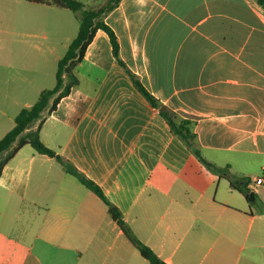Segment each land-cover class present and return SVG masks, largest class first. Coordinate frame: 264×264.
I'll return each mask as SVG.
<instances>
[{
    "label": "crops",
    "instance_id": "1",
    "mask_svg": "<svg viewBox=\"0 0 264 264\" xmlns=\"http://www.w3.org/2000/svg\"><path fill=\"white\" fill-rule=\"evenodd\" d=\"M36 5L0 0L10 22L0 27V139L22 108L55 86L58 62L77 35L61 40L58 29L27 27ZM105 22L142 85L194 119L202 156L238 182L247 179L257 201L173 133L99 29L76 67L78 85L45 112L40 128L62 161L26 144L0 174V264H150L67 166L98 185L168 264H264V7L120 0Z\"/></svg>",
    "mask_w": 264,
    "mask_h": 264
},
{
    "label": "trees",
    "instance_id": "2",
    "mask_svg": "<svg viewBox=\"0 0 264 264\" xmlns=\"http://www.w3.org/2000/svg\"><path fill=\"white\" fill-rule=\"evenodd\" d=\"M36 4H46L59 8L68 9L77 13L79 28L77 35L71 41L65 54L58 62L56 72V84L53 88L41 91L36 102L28 107H24L15 117V125L0 139V174L4 166L16 154V152L26 144H30L36 151L55 157L59 161L62 158L54 150L48 148L40 139V128L44 120L45 112H53L62 98L69 95L72 88L77 86L79 79L76 74V67L85 55L89 43L93 40L95 33L101 29L105 31L111 41L112 52L117 62L122 65L131 77L134 85L149 101V103L159 109L161 115L171 126L173 133L178 135L187 146L193 150L194 154L213 172L225 174L233 188L241 192L246 199H249L251 189L248 187L249 181L243 179L238 182L227 168H220L207 161L201 154L197 143V135L193 130L194 119L189 116H182L169 109L152 95L140 82L138 76L134 74L119 56V42L114 30L105 22V16L112 11L120 0H107L99 6H88L82 0H26ZM264 7V0H257ZM37 125L35 128L34 126ZM69 172L79 178L88 188L98 194L108 206L109 213L113 220L117 222L129 241L139 250L140 254L149 261L150 264H168L146 243L138 238L133 229L125 221L120 209L110 202L101 188L93 181L79 173L76 169L67 166ZM257 201H251L253 204Z\"/></svg>",
    "mask_w": 264,
    "mask_h": 264
},
{
    "label": "rangeland",
    "instance_id": "3",
    "mask_svg": "<svg viewBox=\"0 0 264 264\" xmlns=\"http://www.w3.org/2000/svg\"><path fill=\"white\" fill-rule=\"evenodd\" d=\"M82 1L88 6H99L104 4L107 0ZM33 7H36L37 10H33L32 13H29L28 20L26 21L27 27H38L43 32L51 31L54 35L58 29V36L60 38L65 35L77 34L79 19L76 12L46 4H38ZM14 20L15 22L12 21L11 24L21 25L20 20L15 18ZM9 23V19L0 14V27L5 28ZM0 37H3V33L1 32ZM61 40L63 39L61 38ZM259 174L262 175V172Z\"/></svg>",
    "mask_w": 264,
    "mask_h": 264
},
{
    "label": "water",
    "instance_id": "4",
    "mask_svg": "<svg viewBox=\"0 0 264 264\" xmlns=\"http://www.w3.org/2000/svg\"><path fill=\"white\" fill-rule=\"evenodd\" d=\"M255 199V193L253 191H251L250 195H249V200L253 201Z\"/></svg>",
    "mask_w": 264,
    "mask_h": 264
},
{
    "label": "built area",
    "instance_id": "5",
    "mask_svg": "<svg viewBox=\"0 0 264 264\" xmlns=\"http://www.w3.org/2000/svg\"><path fill=\"white\" fill-rule=\"evenodd\" d=\"M258 182H259V183H264V178H260V179L258 180Z\"/></svg>",
    "mask_w": 264,
    "mask_h": 264
}]
</instances>
